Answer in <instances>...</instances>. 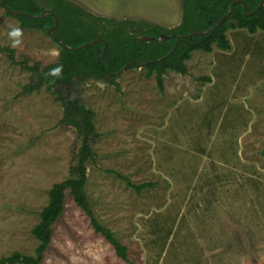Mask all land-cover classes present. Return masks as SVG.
Here are the masks:
<instances>
[{
  "label": "rangeland",
  "instance_id": "374dc122",
  "mask_svg": "<svg viewBox=\"0 0 264 264\" xmlns=\"http://www.w3.org/2000/svg\"><path fill=\"white\" fill-rule=\"evenodd\" d=\"M70 1L96 15L161 22L168 28L179 25L183 16V0ZM39 2L44 5L43 0ZM14 27L21 29L15 48L8 35ZM130 31L141 33L136 28ZM241 31L229 32L233 46L228 54L216 46L211 55L197 51L187 76L166 73L163 91L144 67L121 71L118 85L90 80L81 86L80 96L94 110L100 135L92 143L96 159L87 164V190L99 209L105 204L111 211L125 208L139 198V193L108 170L136 184L152 183L141 197L146 203L158 202L170 191V182L160 171L162 157L170 156V176L178 195L161 214L169 216L170 231L165 237L160 235L154 264H207L199 237L207 232L222 235V221L218 224L222 210L227 217L226 252L218 243L221 252L216 263L264 264V31L252 36ZM0 45L13 49L18 63L44 68L59 60L60 46L47 32L21 28L18 19L2 7ZM210 73V87L195 96ZM31 77L7 53H0V258L13 252L34 253L38 242L32 229L40 220L39 212L47 205L52 186L70 176L81 144L74 128L62 123L63 105L51 91L43 87L21 94ZM208 157L216 164L220 161L221 167L223 161L237 164L236 175L227 169L225 202L222 196L212 211L204 206V197L198 196ZM53 229L42 264L81 262L73 249L71 254L67 251L65 246H72L67 241H76L80 250V238L93 234L89 218L70 195ZM116 231H120L118 226Z\"/></svg>",
  "mask_w": 264,
  "mask_h": 264
},
{
  "label": "trees",
  "instance_id": "16d2710c",
  "mask_svg": "<svg viewBox=\"0 0 264 264\" xmlns=\"http://www.w3.org/2000/svg\"><path fill=\"white\" fill-rule=\"evenodd\" d=\"M0 0V7L2 6ZM6 0V5L14 11H23L39 15L51 10L58 17L59 23L54 34L71 47H78L84 43L102 39L92 44L71 49L60 45V55L57 63L42 68L39 64L29 65L24 61L18 63L15 51L0 45V53H7L14 64L31 73V81L24 85L22 95L40 91L46 87L54 95L56 101L62 103L64 116L62 123L74 128L81 144L77 153V161L70 168V176L55 183L49 191V201L39 212L40 220L32 229L38 245L33 254L13 252L9 256L1 257L0 264H42L45 253L50 247L53 226L62 216L67 195L83 210L90 220L91 226L97 234H101L110 243L116 254L128 261V249L123 245L115 233L103 224L96 215L91 199L86 191L88 181L87 164L96 159L92 143L100 136L94 125L95 112L88 108L82 100L81 86L90 80H103L118 85L117 78L121 69L131 62H148L167 55L177 42L180 35H188L195 31L207 30L213 27L228 11L231 3L237 0H183V16L179 25L166 28L151 24L144 20L116 19L99 16L86 10L70 0ZM254 11L261 0H240ZM7 14H9L7 12ZM24 29H38L47 32L55 25V17L51 14L43 17L14 15ZM140 29V34H132L131 29ZM230 29H247L250 33L264 30V5L255 13L247 15L243 3L236 2L231 14L217 28L209 33L180 37L177 48L169 57L144 65L135 64L132 67H144L148 76L155 75L158 87L164 90V76L168 70L186 75L189 73L187 61L196 50L211 52L214 46L223 50H230L231 44L227 37ZM169 38L160 41L161 34ZM155 37L154 40H139V37ZM107 48L102 57V53ZM59 67V75L50 73ZM115 174L129 187L137 192L152 183L135 184L127 176L116 171Z\"/></svg>",
  "mask_w": 264,
  "mask_h": 264
},
{
  "label": "crops",
  "instance_id": "0c3cea01",
  "mask_svg": "<svg viewBox=\"0 0 264 264\" xmlns=\"http://www.w3.org/2000/svg\"><path fill=\"white\" fill-rule=\"evenodd\" d=\"M99 16H102V15H99ZM104 17H107V16H104ZM134 20H141V19H134ZM151 24L153 23L151 22ZM154 24L160 25L166 28L170 27L165 24H161V22H156ZM240 30H242L241 32L243 31L248 32L250 36L255 34V33H250L247 29H230L227 31V37L230 41L231 49L223 50V49L218 48L217 46L216 47L219 50H221V52H223L224 54H228L227 52L231 51L232 46H233V40L229 32L230 31L240 32ZM260 31H264V30H260ZM214 48L215 47H213V50L211 52H204L201 50L194 51L192 53V57L186 62L188 66V70H189L190 61L192 60L194 53H197V51H199V52H203L205 54L211 55L213 54ZM216 62L217 61L213 62V64L211 65V69H210L211 73L213 71V68ZM168 72L179 74V76H184L180 73H177L171 70H168L167 73ZM187 75L188 74H186L185 76ZM181 78L182 77H179L177 79L180 80ZM205 80L207 81L205 82L204 85L200 87V91L197 92L195 96L199 95L200 92L206 91L210 87L213 81L212 75H211V78L205 77ZM187 95H189V93H187ZM240 137H241L240 138L241 143L239 144V150H238V156H239L238 165H239V168L241 169L242 162H243L242 151H241L243 136H240ZM162 159H163L162 168L160 171H161L162 177H164L170 182L171 187H170V191L164 194L163 198H159L158 202L156 203H152V202L146 203L147 202L146 199H143L141 197V195L143 196L145 193V189L147 188L145 187L140 192H137L135 190L137 193H139L138 194L139 198L135 200L136 203L133 205L126 206L125 208H124V205L120 208L114 207L113 211H111L109 210V207H107L105 204L104 209H101V208L99 209L98 206L94 204V201L87 190V185H88V181H87L86 191L91 199L92 207L96 215L98 216V218L103 224H105L108 228H110L115 233L118 240L127 247L128 261L120 258L116 254L114 247L110 243H108L101 234H97L94 231V229L91 226L90 220H89L90 230H91L90 232L93 234V236L92 237L88 236V238H85V237L80 238V242L81 244H83V247L80 249L81 251L79 250L78 243L76 241L70 242L68 240L67 243L71 244L73 247L69 245L65 246V248L67 249L69 253L73 249V251L76 254H79V256L81 257V262H78L76 264H154L155 251L157 249L156 247L158 243L161 242L160 235H164L165 237L167 232L170 231L168 230L170 220L167 219V217L169 216L161 215V214H164L166 211L169 210V208L174 203V199L178 195L177 193L178 187L177 188L175 187V185L173 184V179L170 176V172H171V169L169 168V164L171 163V161L169 162L170 156L162 157ZM205 159L210 162L208 163L209 166L207 167V170L204 176L205 179L201 183V188H200L201 190L198 196L204 197L203 199V201H205L204 206L209 211H212L213 209L217 207V205L221 201L222 196H224V202H225V197H226L227 188H228V184H227L228 170L227 169L228 167L230 168L229 169L230 174H232V171L235 170L233 172L236 175L235 172L237 171V164L231 165V163L227 164L226 161H223L222 163L223 167H221L220 161H219V164H216L215 162L216 160L215 161L211 160L209 157ZM235 175H234V178H235ZM240 175H238V177H240ZM143 183H150V182H143ZM198 196H196V199H195L196 204L200 200ZM197 207L200 208L201 206L197 205L196 208ZM223 208L226 209V206L224 205ZM153 218H155L154 221H152ZM209 218H210V214H209ZM226 218L227 217L225 214V210H222V215L220 213V218L218 222V224H220L222 221V224L224 226V232L222 233L221 236L220 235L218 236L217 233L211 234L207 232L205 236H203L202 238L199 237V239L201 240V243L205 247V255L207 256V262H206L207 264H217L216 255H217V252L219 253L221 252V245H220V248H218L217 247L218 243L223 244V250L226 252V243H227V235H226L227 220ZM210 220L208 222H210ZM195 225H196L195 227H200L197 223H195ZM116 226L120 228L119 232L116 231ZM202 227L205 228L206 225ZM208 227H209V224H208ZM219 261H220V258H219ZM218 264H221V262H219Z\"/></svg>",
  "mask_w": 264,
  "mask_h": 264
},
{
  "label": "water",
  "instance_id": "95a60500",
  "mask_svg": "<svg viewBox=\"0 0 264 264\" xmlns=\"http://www.w3.org/2000/svg\"><path fill=\"white\" fill-rule=\"evenodd\" d=\"M236 2H241V3H243L244 8H245V12H246L247 15H251V14L255 13L256 11H258V10L264 5V0H261L260 5H259L254 11H252V12H248V8H247V6H246V4H245L244 2H242V1H240V0L233 1V2L231 3V5H230L228 11L225 13V15H223V17H221V18L219 19V21H218L213 27H211L210 29H207V30H200V31H195V32H193V33H191V34H188V35H180V36L177 38V42H176V44L174 45L173 49H172L167 55H165L164 57H161V58H158V59H155V60H152V61H148V62H131V63L126 64V65L121 69V71H124V70H126V69L132 67V66L135 65V64L144 65V64H146V63H153V62L161 61V60H163V59L169 57V56L172 55V54L174 53V51L176 50V48H177V44H178V40H179L180 37H191V36H193V35H202V34H206V33L211 32L212 30H214L215 28H217L218 26H220V25H221V24L227 19V17L231 14L232 9H233V6H234V4H235ZM1 7H2L6 12H8V13L11 14V15H19V14H21V15H26V16H30V17H43V16L48 15V14L53 15V16L55 17V22H56V23H55V25H54L53 27H51V28H49V29L47 30V33H48V34H49V35H50V36H51V37H52L57 43H59L60 45H62V46H64V47H67V48H71V49L82 48V47H86V46L92 44L93 42H97V41L102 40V39H95V40L88 41V42L84 43V44L81 45V46H78V47H71V46L67 45L65 42H63L62 40H60V39L54 34V31H55L56 27L58 26L59 19H58V17L54 14L53 11H51V10H46L45 12H43L42 14H39V15L29 14V13H26V12H23V11H14V10L10 9V8L6 5V0H3V1H2V6H1ZM167 38H169V36L163 33V34H161V35L159 36L158 39H159L160 41H163V40H165V39H167ZM138 39H139V40H144V39H146V40H154L155 37H146V36H142V37H139ZM106 48H107V43H105V49H104V51H103V53H102V57L104 56V53H105V51H106Z\"/></svg>",
  "mask_w": 264,
  "mask_h": 264
},
{
  "label": "clouds",
  "instance_id": "9594fccd",
  "mask_svg": "<svg viewBox=\"0 0 264 264\" xmlns=\"http://www.w3.org/2000/svg\"><path fill=\"white\" fill-rule=\"evenodd\" d=\"M9 37L12 39V47L15 48L17 45L20 44L19 37L21 36V29L19 27H14L11 29V31L8 33ZM61 69L57 67L54 69L50 74L53 76L59 75Z\"/></svg>",
  "mask_w": 264,
  "mask_h": 264
}]
</instances>
